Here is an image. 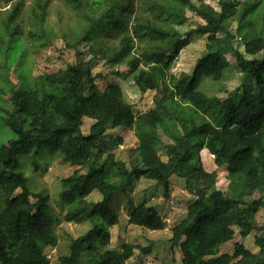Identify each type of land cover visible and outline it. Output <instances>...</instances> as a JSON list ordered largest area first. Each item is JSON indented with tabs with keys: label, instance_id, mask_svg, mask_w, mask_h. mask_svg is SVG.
I'll return each instance as SVG.
<instances>
[{
	"label": "trees",
	"instance_id": "1",
	"mask_svg": "<svg viewBox=\"0 0 264 264\" xmlns=\"http://www.w3.org/2000/svg\"><path fill=\"white\" fill-rule=\"evenodd\" d=\"M140 1L138 5L134 0H101L93 10L95 3L87 0H62L81 23V33L72 38L74 44L66 43L69 48L87 41L92 42L91 51L100 49L99 38L125 30L104 59L110 65L125 63L140 92H155L154 107L135 116L119 85L98 90L96 76H91L78 50L77 63L67 66L65 77L19 74V83H12L10 70L15 67L21 72L27 54L20 38L41 48L51 40L52 31L46 25L48 0L36 2L38 13L31 9L26 32L22 0H5L12 5L0 17V96L10 93L11 99L7 109L0 105V121L14 138L0 145V264H126L135 250L150 255L152 244L107 248L110 229L118 224V214L109 204L142 178L161 185L167 199L171 179L177 177L195 197L185 217L171 229L170 240L179 246L182 264H225L220 248L233 239L235 228L242 237L254 229V216L264 208V0H218V10L192 0ZM187 12L203 23L180 35L176 27L187 23ZM232 22L236 23L234 31L230 30ZM196 35L207 36L204 52L191 73L174 76L171 70L179 52ZM236 35H240L243 52L234 45ZM16 41L24 47L12 59L10 50ZM135 43L140 50L136 54L132 51ZM227 55L242 76L233 96L220 98L198 90L204 79H224ZM83 117L93 120L86 135L81 132ZM109 127L127 128L136 138L135 158L129 167L115 160L113 152L122 145V138L108 136ZM44 149L88 172L84 180L76 170L61 181L63 200L74 203L63 221L90 223L92 228L72 239L68 254L56 263L45 254L46 248L58 245L48 197L36 194L31 204L1 203L17 189L29 194L27 179L16 171L17 157L38 155ZM203 150L214 156L217 167L226 168V191L216 187V173L203 168ZM94 191L101 200L88 199ZM254 191L259 198L246 200ZM236 205L244 208L236 211ZM127 212L130 225L150 231L165 228L157 208L146 201L135 206L128 198ZM260 230L255 242L259 252L235 242L232 264H264V226Z\"/></svg>",
	"mask_w": 264,
	"mask_h": 264
},
{
	"label": "rangeland",
	"instance_id": "2",
	"mask_svg": "<svg viewBox=\"0 0 264 264\" xmlns=\"http://www.w3.org/2000/svg\"><path fill=\"white\" fill-rule=\"evenodd\" d=\"M38 1L45 2L47 0H22L21 14L25 20L22 28L25 32L28 29L26 20L32 14L31 9H35V12L38 13L36 6V2ZM48 1L46 25L52 31V38L41 48L24 36L20 38V42L26 46L27 54L24 57L26 59L23 62L21 72L15 71V67L10 70V81L12 83H19V74H22L25 78L39 75L48 79L65 77L67 74V66L77 63L75 51L78 50L82 55V61L90 67L91 76H96L94 83L99 91H103L111 84L119 85L125 101L132 105L135 116L153 108L155 92H140L133 84L131 73L125 63L110 65L105 62V56H109L108 54L112 52L113 48L117 47L125 30L112 31L110 34L99 38L100 49L97 46L91 51L92 42L88 43L87 41H83L80 44L76 43L75 49L69 48L66 46L67 41L74 44L72 38L74 39L81 33L79 16L74 10L66 7L62 0ZM99 1L101 0H87L89 4L95 3L93 10L100 6H95L100 3ZM140 2V0H134L135 4L139 5ZM192 2L196 4L204 2L218 10V0H192ZM11 5L12 3L7 4L5 0H0V17L2 16V12L8 11ZM242 8L243 6L239 8V11ZM187 16L189 18L187 23L176 27L180 35H185L187 31L203 23L192 13L187 12ZM131 25L132 23L130 22L129 26L131 27ZM235 28L236 23L232 22L230 30L234 31ZM128 34H130V29ZM206 37L193 36L189 40V44L179 52L171 70L174 76L178 77L181 73L188 74L192 72L196 60L204 52ZM20 42H14L10 50V57L12 59L23 50L24 46L19 45ZM234 45H238L241 52L244 51L240 35H236ZM132 51L134 54L137 53V43H135ZM226 59L229 61V66L225 70L224 79L220 82H212L204 79V82L199 85L198 90L203 91L209 96H217L220 98L233 96V91L239 86L242 76L232 56L227 55ZM10 99V93L2 94L0 96V105L4 109H7L10 105ZM1 116L4 117L5 114L1 112ZM92 123L93 120L83 117L81 125L82 134L86 135L88 133L89 126ZM106 132L108 136L122 138V145L118 146L113 153L115 160L122 161L129 167L130 162L135 158V149L137 148V140L132 131L124 127H109ZM13 138L14 135L12 132L5 128L0 121V145L7 143ZM163 140L167 142L165 137H163ZM171 142H176V139H172ZM200 154L203 168L207 172L216 173V187L222 191H226L229 184L226 168L217 167L214 164V156L210 155L206 150H203ZM94 155L95 153L91 152V160H93ZM161 158L166 161L165 156L162 155ZM61 159V155L57 153L52 154L47 149H44L38 155L29 154L17 157L18 168L16 171L23 174L27 179L29 194H25L20 189H17L11 196L3 198L1 201L3 205L9 204L11 201L18 204H31L36 201L34 198L36 194L48 197V203L55 218L54 226L58 237V245L56 248L45 249V254L52 263H56L60 256L68 254V246L72 239L80 237L92 228L90 223L74 224L63 221L64 214L70 208H73L74 203L69 204L63 200L61 181L72 175L76 170L84 180L88 172L84 167L71 166L63 163ZM131 197L135 206L142 201H146L147 205L156 207L165 224V228L161 231H150L128 224L127 200ZM258 198L259 193L254 191L246 196L245 199L257 200ZM88 199L96 202L101 200V196L98 192L94 191ZM194 199L193 194L184 189L183 181L177 177H172L171 179L170 195L167 199L163 196V187L156 185L155 181L143 178L135 181L125 195L116 196L109 204L110 210L118 214V224L110 229V241L107 248L121 249L124 244L144 247L152 244L150 255L145 256L138 250H135L133 258L127 261L126 264H182L180 248L170 240L172 237L171 229L185 217L187 207ZM243 208L244 206L242 205L234 206L236 211H241ZM254 219V229L247 236H240L239 230L235 228L233 239L221 246L219 257L223 263L232 264L235 261L232 257L233 244L235 242L243 244L246 249L253 253L259 252V247L255 242L257 237L262 234L260 228L264 226L263 207L258 210Z\"/></svg>",
	"mask_w": 264,
	"mask_h": 264
}]
</instances>
